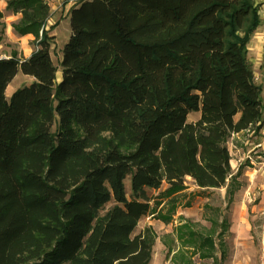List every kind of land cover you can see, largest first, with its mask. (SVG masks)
<instances>
[{"label": "trees", "instance_id": "obj_1", "mask_svg": "<svg viewBox=\"0 0 264 264\" xmlns=\"http://www.w3.org/2000/svg\"><path fill=\"white\" fill-rule=\"evenodd\" d=\"M7 3L37 49L0 58V264H150V232L133 236L148 190L224 188L228 139L264 127L248 60L264 0H82L60 83L50 3ZM19 72L34 82L7 99Z\"/></svg>", "mask_w": 264, "mask_h": 264}, {"label": "rangeland", "instance_id": "obj_2", "mask_svg": "<svg viewBox=\"0 0 264 264\" xmlns=\"http://www.w3.org/2000/svg\"><path fill=\"white\" fill-rule=\"evenodd\" d=\"M81 1L63 3L60 0L57 4L48 0L53 14H50L45 31L52 38L50 54L57 69V83L62 79L63 49L71 37L70 20L67 19ZM55 8L57 10L53 11ZM60 9H63L60 15L55 16ZM52 15L56 23L49 25ZM261 15L262 26L249 44L248 60L264 101V8ZM26 36H31L32 42L15 41V37ZM26 36L17 35L13 28L7 31L5 21L0 20V58L16 55L22 60L33 54L37 49L35 36ZM33 82V78L19 72L6 89L7 99ZM199 116L193 113L188 122L198 120ZM228 140L232 175L224 188L203 190L187 177L181 192L166 195V184L159 190H148L153 212L140 220L133 236L150 232L154 239L150 264H264V127L257 125ZM125 186L127 197L131 199L130 177L126 178ZM114 204L110 202L104 212ZM208 237L214 247L212 250L206 247L202 253L211 252L213 257L204 258L198 248L201 238Z\"/></svg>", "mask_w": 264, "mask_h": 264}, {"label": "crops", "instance_id": "obj_3", "mask_svg": "<svg viewBox=\"0 0 264 264\" xmlns=\"http://www.w3.org/2000/svg\"><path fill=\"white\" fill-rule=\"evenodd\" d=\"M53 1H55V2H57V4H59L58 2H60V0H53ZM63 1V3H68L69 2V0H62ZM7 0H0V13H2V14H4V18H3V21H5V23H6V29H7V31H10L11 29H12V25L13 24H15V23H17L20 19H21V17H20V15L19 14H17V15H13V14H11V13H7L8 11H7ZM51 6V5H50ZM262 8H264V5L262 6ZM262 8H261V11H262ZM55 10H57V8H55V9H53V11H55ZM63 9H60L59 11H57V13H56V15L55 16H59L60 15V13L59 12H61ZM261 11H260V14H261ZM52 13V12H51ZM67 12L65 11V14H66ZM53 14V13H52ZM53 16V15H52ZM55 16H53L52 18H51V20L49 21V25H52L53 23H56V21H54L55 19H54V17ZM261 18H262V15H261ZM67 20H70V18L68 17V19ZM67 20H65V21H67ZM260 29V28H259ZM258 29V30H259ZM257 30V31H258ZM256 31V32H257ZM256 34V33H255ZM255 34L253 35V36H255ZM253 36H252V39H253ZM32 40H33V38L31 37V36H26V37H23V38H17V37H15V41L16 42H21V44H23L24 42H32ZM252 41V40H251ZM251 43V42H250ZM249 43V44H250ZM249 50V49H248ZM249 53V52H248ZM28 57H30V56H28ZM28 57H25V59L26 58H28ZM4 58H8V57H4ZM3 58V59H4ZM163 186H164V184H163ZM168 187V186H167ZM182 213L183 214H185L184 213V211H182Z\"/></svg>", "mask_w": 264, "mask_h": 264}]
</instances>
